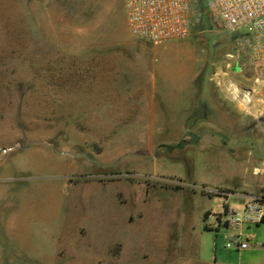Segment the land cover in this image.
<instances>
[{"label": "rangeland", "instance_id": "374dc122", "mask_svg": "<svg viewBox=\"0 0 264 264\" xmlns=\"http://www.w3.org/2000/svg\"><path fill=\"white\" fill-rule=\"evenodd\" d=\"M130 35L123 0H0V264H264V221L205 226L209 210L241 209L244 192L264 189L242 159L220 153L207 127L200 138L120 129L132 114L104 106L115 61L103 66L101 45ZM234 36L204 16L190 36L157 44L156 64L229 72ZM174 97L156 109L178 126ZM232 231L252 236L249 247H226ZM231 250L255 255L222 261Z\"/></svg>", "mask_w": 264, "mask_h": 264}, {"label": "crops", "instance_id": "0c3cea01", "mask_svg": "<svg viewBox=\"0 0 264 264\" xmlns=\"http://www.w3.org/2000/svg\"><path fill=\"white\" fill-rule=\"evenodd\" d=\"M130 36L129 42L113 40L101 45L102 50H111L110 53L102 52L103 66L110 57L116 63H111V70L109 65L104 69V81L111 82L112 88L110 95H104L108 98L104 106L116 107L117 113L132 114V117L118 121L120 125L117 128L190 130L200 138V133L196 134L195 130L204 131L207 127L212 130L211 138H216L220 153L242 159L241 163L251 168L252 174L258 177L260 184L254 191L264 187V78L256 82L251 72L248 74L246 69L243 70L248 65L237 55L234 61H228L231 62L229 72L222 69L207 77L198 73L186 76L176 69L156 64L158 54L166 52L160 45L137 41ZM82 46L88 49L87 45ZM233 66L239 69L237 73L231 71ZM171 90L175 92L173 97L166 98L167 91ZM174 96L178 102L181 101L184 113L178 126L166 122L163 111L156 109L158 97L161 104L167 106ZM109 98L112 100L109 101ZM204 110H208L209 114ZM206 123L208 126H205ZM185 141V144L193 143ZM243 195L246 197L248 194L244 192ZM254 255L255 251L231 250L223 253L221 259L240 258L241 261ZM214 261L217 262L216 259Z\"/></svg>", "mask_w": 264, "mask_h": 264}, {"label": "built area", "instance_id": "2783aa9c", "mask_svg": "<svg viewBox=\"0 0 264 264\" xmlns=\"http://www.w3.org/2000/svg\"><path fill=\"white\" fill-rule=\"evenodd\" d=\"M123 7L130 34L155 45L190 36L204 16L213 15L235 35L237 56L247 63L254 80L264 78V0H123ZM201 189L218 192L204 186ZM262 219L264 189L246 195L241 209L220 205L209 210L205 226L237 229L243 220ZM225 239L226 247L241 250L249 247L252 236L243 238L241 232L232 231Z\"/></svg>", "mask_w": 264, "mask_h": 264}, {"label": "trees", "instance_id": "16d2710c", "mask_svg": "<svg viewBox=\"0 0 264 264\" xmlns=\"http://www.w3.org/2000/svg\"><path fill=\"white\" fill-rule=\"evenodd\" d=\"M179 144H181V142H180V143H178V145H179ZM179 146H180V145H179ZM262 221H264V219H262Z\"/></svg>", "mask_w": 264, "mask_h": 264}]
</instances>
